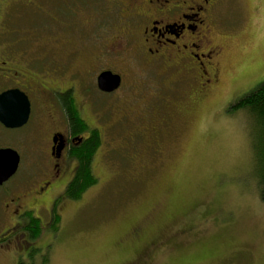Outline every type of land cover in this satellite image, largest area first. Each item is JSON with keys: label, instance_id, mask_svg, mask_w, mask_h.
Returning a JSON list of instances; mask_svg holds the SVG:
<instances>
[{"label": "rangeland", "instance_id": "obj_1", "mask_svg": "<svg viewBox=\"0 0 264 264\" xmlns=\"http://www.w3.org/2000/svg\"><path fill=\"white\" fill-rule=\"evenodd\" d=\"M108 8H76L75 0H0V41L12 44V58L32 69H137L126 48L107 44L121 24L118 9ZM216 23L215 35L226 38L216 98L196 107L183 88L185 96L165 94L171 106L157 113L152 96L159 91L148 86L129 89L125 82L113 98L94 93V111L113 122L93 157L96 183L55 213L42 209L40 218L28 217V225L36 218L39 231L33 243L28 239L25 247L20 233L18 243L1 244L0 264H40L43 258L48 264H264V199L252 122L238 108L213 112L215 102L237 101L264 82V0H224ZM160 81L163 90L169 86L166 74ZM122 97L143 104V134H128L141 120L119 109ZM29 130L0 129V145L20 153L15 175L0 186V207L7 188L45 161L44 153L22 143ZM135 227L138 237L131 235Z\"/></svg>", "mask_w": 264, "mask_h": 264}, {"label": "flooded vegetation", "instance_id": "obj_2", "mask_svg": "<svg viewBox=\"0 0 264 264\" xmlns=\"http://www.w3.org/2000/svg\"><path fill=\"white\" fill-rule=\"evenodd\" d=\"M223 1L75 0L76 8L83 5L89 8L103 7L105 10H109L108 7L118 9L120 34L113 35L107 44L113 49L120 45L122 49L126 48L125 51L138 65L137 69L132 70L127 67L113 69L108 65L101 69H32L28 63L14 60L11 56L13 45L1 39L0 93L17 90L25 94L29 101V116L20 127L8 128L0 122V129L16 130L27 126L30 140L27 138V142L22 143L32 144L37 153L45 155V161L40 162L38 171L7 188V202L0 207L4 222V225L0 222L1 246L8 247L15 241L18 243L20 236L17 234L20 233L21 237H25L22 243L30 240L27 223L31 215L40 218L42 209L51 215L56 212L55 208L59 210L65 200H77L65 194L78 166L74 153L94 135L101 141L109 125L113 126V122L105 121L94 111V93L113 98L125 82L129 89L138 87L137 84L145 89L148 86V90L159 91L152 96L156 104L153 109L157 113H160L159 108L167 110V106H171L169 95L185 96L183 88L189 89L190 101L196 107H206L209 101L216 98L225 76L223 59L226 38L215 35L218 10ZM104 71L119 76L120 83L116 89L107 92L98 88V76ZM165 74L169 86L163 90L164 82L160 79ZM142 92L145 94L143 89ZM165 94L168 96L164 97ZM135 95L142 94L138 91ZM86 99H89L87 106L84 104ZM144 102L145 98L142 99ZM235 102L234 98H226L222 104L215 102L214 114L232 111ZM120 104L124 106V109L120 106V110L141 120V124L135 123L136 130L128 134H143L146 128V121L142 120L145 118L142 114L144 110L140 109L143 104H137L128 97H122ZM87 107H90V112ZM43 146L44 152L41 151ZM8 147L14 149L0 145V148ZM90 165L94 170L93 158ZM33 175L39 177L35 183H30ZM62 183L61 192L49 194ZM0 198L3 200L2 196ZM158 206L159 203H155L152 210ZM56 217L54 215L53 218ZM41 224L43 227L48 225L43 220ZM133 230L131 235L138 237L139 227ZM24 244L25 247L28 245L26 242Z\"/></svg>", "mask_w": 264, "mask_h": 264}, {"label": "trees", "instance_id": "obj_3", "mask_svg": "<svg viewBox=\"0 0 264 264\" xmlns=\"http://www.w3.org/2000/svg\"><path fill=\"white\" fill-rule=\"evenodd\" d=\"M234 109L238 108L248 113L252 122L253 150L259 162V175L261 181V197L264 199V82L234 103ZM101 141L98 136H93L84 141L78 152L74 156L78 160V166L70 183H68L65 194L73 199H78L81 194L97 181V177L91 168V161L95 150ZM34 219V223H33ZM29 224L30 238L33 239L38 233L36 218L33 217ZM35 231L31 233L32 229ZM23 264V263H19ZM40 264H48V260L43 258Z\"/></svg>", "mask_w": 264, "mask_h": 264}, {"label": "water", "instance_id": "obj_4", "mask_svg": "<svg viewBox=\"0 0 264 264\" xmlns=\"http://www.w3.org/2000/svg\"><path fill=\"white\" fill-rule=\"evenodd\" d=\"M98 88L102 91H112L119 86L120 78L110 71L99 74ZM29 116V101L25 94L17 90H7L0 93V122L8 128L20 127L26 123ZM20 156L12 148H0V184L9 179L17 170Z\"/></svg>", "mask_w": 264, "mask_h": 264}, {"label": "snow or ice", "instance_id": "obj_5", "mask_svg": "<svg viewBox=\"0 0 264 264\" xmlns=\"http://www.w3.org/2000/svg\"><path fill=\"white\" fill-rule=\"evenodd\" d=\"M186 264H194L192 261H187Z\"/></svg>", "mask_w": 264, "mask_h": 264}]
</instances>
